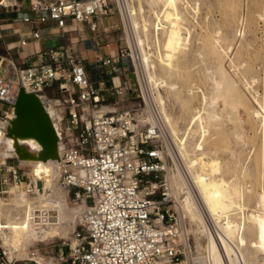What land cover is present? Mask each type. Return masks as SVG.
<instances>
[{
    "label": "built area",
    "instance_id": "2783aa9c",
    "mask_svg": "<svg viewBox=\"0 0 264 264\" xmlns=\"http://www.w3.org/2000/svg\"><path fill=\"white\" fill-rule=\"evenodd\" d=\"M113 13L110 0H32L31 12L22 20L55 21L62 30L70 20L91 23L95 30L93 18ZM66 34L58 33L62 37ZM42 38L41 33H32L33 40ZM26 44L23 41L21 46ZM94 45L99 47L100 43ZM36 56L40 62L28 67L0 56V129L5 133L3 122L16 118L21 88L43 94L56 86L67 96L68 134L61 133L62 153L55 173L63 188L71 191L76 201H85L86 206L77 217L75 242L69 246L68 258L60 249L59 259L65 264H184L190 253L186 236L190 223L168 179L165 152L160 144L153 145L154 139L161 140L159 125L144 118L147 109L134 102L104 114L92 112L84 122L86 109L94 111L103 90L94 84L83 59L76 57L67 69L63 66L68 58L65 48L49 49ZM94 58L96 80L110 68L115 104L129 100L134 92L132 84L125 78L116 81L129 58L126 47L119 48L116 58H105L98 51ZM134 135L137 140L132 145ZM43 191V181L19 160L0 161V197L5 202L15 197L33 200ZM34 213L42 214L45 226L59 224L55 210ZM36 219L41 220L38 216ZM35 258L31 253L29 260H8L0 249V264H39Z\"/></svg>",
    "mask_w": 264,
    "mask_h": 264
},
{
    "label": "bare ground",
    "instance_id": "6f19581e",
    "mask_svg": "<svg viewBox=\"0 0 264 264\" xmlns=\"http://www.w3.org/2000/svg\"><path fill=\"white\" fill-rule=\"evenodd\" d=\"M8 1L0 0V6ZM198 1L138 0L135 11L132 10L128 0H119V3L129 38L133 37L132 46L138 53L136 63L144 76L143 85L147 89L148 87L154 89L151 98L156 102V110L162 118V124L159 127L161 130L164 128L167 136L173 140L176 146L175 157L183 162V167L177 169L178 174L171 176L170 180L172 187L177 189L176 197L182 199L183 215L188 216L195 223L197 233L206 239L204 247L199 244L205 253V257L197 258L199 263L205 262L203 261L205 258L210 264H264V262L260 263L264 261V175L254 171L255 176L257 174L259 176L262 192L256 197L258 209L245 214L248 211L245 204L248 190L240 184L238 179L229 177L236 176V170H229L219 157V152L225 150L229 152V157L236 164L241 162L240 154L229 147L230 142L227 140L229 136H225V128L229 123L237 125L235 122L239 120L237 118L239 109L247 108L234 77L237 70L247 67L243 63H236V59L229 55L232 44L225 45V42H228L226 36L220 35L218 30L214 32L207 25L201 26L202 24L197 21ZM228 1L231 2L229 9L231 11L235 0ZM260 17L264 21V12ZM198 26L203 33L195 36L194 32ZM194 41L198 42L201 49L198 56L204 57L203 54L207 53L216 67L212 72H206L208 75L203 74L202 78L208 88H205L206 92L201 91L200 96L193 87L192 72L188 67L189 59L194 56ZM225 62L229 63V69ZM242 82L246 88L250 89L251 84L256 80L252 79L250 82L244 76ZM161 88L166 96L163 95ZM197 96L200 97L203 112L193 106V100ZM254 99L259 109L250 110L249 113L260 118L259 127L262 131L261 138L264 140V93L261 99L258 97ZM39 100L59 139L52 157L42 158L43 148L37 139L8 136L7 132L4 133L0 129V156L19 159L23 166L31 167L35 178L44 182L43 193L33 200L15 197L10 199V202H4L0 198V237L2 238L0 246L10 259L29 256L30 247L37 242L68 236L69 231L74 228L79 212L86 206L83 201L82 209L68 214L71 210L67 211L68 190L61 186L55 173V165L62 153L59 128L62 112L48 97L40 95ZM169 101L176 103L186 117L190 115L189 117L196 120V129L192 130V134L201 133L199 139L193 140V143L187 141L185 128L184 131L179 128L180 117L175 118L176 116L174 117V114H170L167 110L166 103ZM86 113H89V109H86ZM10 124L11 121H6L2 126L7 131ZM232 137L236 141L241 138V134L234 133ZM136 138L131 139L132 145L136 144ZM159 142L158 139H154L153 145L157 146ZM223 143L226 144L225 148ZM261 151H264V148ZM260 159L263 167L264 154ZM242 173L243 177L249 176L250 170L248 167L244 168ZM49 210H55L59 214L58 225L45 226L46 224L41 222L42 214L34 213ZM37 216L41 220H37ZM209 221L213 222L214 230L209 226ZM186 236L188 238V235ZM37 258H35L36 261ZM29 259H31L30 256ZM37 262L53 264L45 261Z\"/></svg>",
    "mask_w": 264,
    "mask_h": 264
},
{
    "label": "rangeland",
    "instance_id": "374dc122",
    "mask_svg": "<svg viewBox=\"0 0 264 264\" xmlns=\"http://www.w3.org/2000/svg\"><path fill=\"white\" fill-rule=\"evenodd\" d=\"M110 1H111V4L113 5L114 13L112 15L105 16V17L113 18L114 28H112V33H102V34L109 35L110 36L109 40L116 44L115 45L116 54L114 55L115 58L118 56L119 48L121 46L126 47L127 53L129 54V58L126 61V64L124 66L122 73L118 76L117 82L121 80L119 78H123V79L126 78L132 84L134 92L132 95H129L130 97L129 100L119 102V104H115L114 98H112L110 101L98 103L94 111H89L88 114L84 115L83 121L88 122V120L90 119V116L92 115V112H94V114L96 113L104 114L105 112H100L102 111L101 109L104 106L111 107L112 109L115 110L119 106H129L134 102V103L140 104L143 108L147 109L145 111L144 118L148 119L150 123L161 125L162 118L160 117V114L156 110V107H155L157 104L151 98V95L154 92V89H151V87H148L147 89V87L143 85L144 76L142 74V71L140 70V68L137 66V63H136L138 61V58H137L138 53L135 47L132 46L133 37L131 36V38H129V34L127 31V25L123 19V13H122L119 0H110ZM128 1L131 4L132 10L135 11L136 6L138 5V0L137 1L128 0ZM263 2L264 0H235L233 3V10L231 8V11H230L229 9L231 6V2L228 0H221V1L220 0H199L198 1L199 5H198L197 21L200 24H202L201 26L207 25L208 27L212 28L214 32L218 30L220 32V35L226 36L227 38L226 41H228L229 43L225 42V45L232 44L230 45L231 48L229 50V53H230L229 55L232 58H234V60L236 59L235 61L236 63H243L244 65H246L245 67H247V68H242V69L237 70L236 74L234 75L232 73V75H234L235 80L238 83L240 92L241 94H243L242 97L244 99V102L247 104L248 109L246 107H241L237 113V118L239 119L238 121L235 122V124L237 125L229 123L228 126L225 128L226 134H227V135L225 134V136H229L227 137L228 138L227 140H229L230 142L229 147L240 154L241 162H239V164L238 163L236 164V162L231 160V158L229 157L230 154L228 151L224 150L222 152H219V157L221 161L223 162V164L225 166L227 165L226 167L229 170L230 169H232V171L236 170L235 171L236 176H232L230 174L231 176L229 177H231V179H234V180L238 179L240 184H242L248 190L246 192V197H245V204L247 205L248 211H246L245 214H247V212L251 213L258 209L257 208L258 206L256 204V197L258 193L262 192V188L259 186L258 174H260L261 172L264 175V165L262 167V163L260 159L262 155L264 154V151H261L262 148H264V140L261 138L262 131H261V128L259 127L260 118L249 113L250 110L259 109L258 105L254 102L255 101L254 98L258 97L259 99H261L264 93V21L260 17L261 13L264 12ZM14 3L15 1L9 0V2H7L5 5L0 6V16L3 15L6 10H10ZM231 13L232 14L234 13L233 17ZM194 33H195L194 35L196 36L197 34L203 33V30L201 29L200 26H198ZM193 45H194L193 47L194 56H192L189 59L188 67L192 72L191 82L193 84V87H195V91L200 96L201 91L205 90L204 92H206V89L208 88L206 87L207 84L204 78H202L204 76L203 74L208 75L206 74V72L207 73L212 72V70H215L216 67L213 64L214 63L213 60L208 56L207 53L203 54L204 57L198 56L201 50L198 42L194 41ZM0 56L7 57L14 61L16 59L15 54H13L12 52L11 54H8V51L6 50L5 42L2 38H0ZM225 65L227 69H229V63L225 62ZM244 76L250 82L252 79L256 80L255 83L251 84L250 89L246 88L242 82ZM161 91L163 92V95L166 96L162 88H161ZM43 94L46 95L49 99L55 101L56 105L58 106V109L60 108L62 112V119H61L62 121L60 122V126H59L60 131H61L60 133L63 132V135L68 134V132L66 131V128L68 127L67 110L64 105V102L67 96L61 93L58 87L56 86L46 89ZM199 96H197L196 99L193 100V106L195 109L197 108L201 110V112H203L202 110L203 105L201 104ZM166 104H167V110L170 114L172 115L174 114V117L176 116L175 118L177 119L180 117V120L178 119L179 128L182 131H184V128H185L186 130L185 137L187 138V141L190 143H193L195 140L199 139V136L201 135V133L192 134V130L196 129V125H197L196 120L189 117L190 115H187L186 117V115L182 113L180 107L176 103L174 104L173 101H169ZM222 107L223 105L221 103V108ZM246 109L248 110V112L246 111ZM233 128H234V131H233ZM234 133L241 134V138L239 140H236L237 142L234 141L235 139L234 137H232ZM136 136L137 135H134L133 137L136 138ZM61 138H62V135H61ZM165 138L167 141L165 140ZM159 144L162 146L165 152V159H166V162L169 168L168 179L171 183L170 177L173 176L174 174L175 175L178 174V170L183 167V162L179 160L177 157H175L174 151H176V146L173 144V140L169 136H167L166 130H164V128L162 130L161 140ZM223 147L224 148L226 147L225 143H223ZM6 159H16V158L4 157L2 155L0 156V161H6ZM232 164H235L237 167H234L235 165H232ZM27 167L30 169V172L32 173L31 167L30 166H27ZM247 167L250 170V175H249L250 177L246 176V177H249L248 179L242 176L243 175L242 172L244 168H247ZM237 170L240 171L241 174ZM254 171L255 172L258 171L257 172L258 174L256 175L257 178H255L256 176H255ZM240 179L242 182L240 181ZM255 181L258 184H254L256 183ZM173 188L175 189L174 186ZM176 190L177 189H175V191ZM0 198L3 200L2 197ZM176 198L179 200H182L180 199V197H176ZM3 201L5 202V200ZM8 202H10V200ZM67 202L69 205V208L67 211L71 209L68 214H71L72 211L80 210V208L82 209L83 207V201L82 200L76 201L71 191L67 192ZM185 219L187 220V222L190 223V225H187V231H186L188 232L187 235H188V240H189V245H190V253L188 254L187 260L184 261V264H204V263L210 264V262L205 258H203V261L205 262L199 263L198 259L201 258V256L205 257V253L203 252L204 250L199 247V244L202 247H204L206 245L205 244L206 239L204 236L197 233V226L195 225L194 222L190 220L188 216H186ZM77 222H78V219H76L74 228L69 231L68 236L55 237L45 242H37L33 246L30 247L28 251V255L31 257V253H35L36 257H39L37 258V261H40V262L45 261L47 263L52 262L53 264H65L59 259V254H60L59 250L63 249L65 259H67L69 256V246L74 244L75 242L73 238V230L77 228ZM209 222H212V221H209ZM209 222L208 224L210 226ZM211 229L214 230L213 228ZM1 240L2 238L0 237V242ZM0 248L2 249L1 246ZM1 251L6 254V257L8 260H13L16 258V260L20 262L22 260L29 259V256L22 257V258L13 257L10 259L4 249H2ZM262 262L264 261H260V263ZM22 264H24V262H22Z\"/></svg>",
    "mask_w": 264,
    "mask_h": 264
},
{
    "label": "crops",
    "instance_id": "0c3cea01",
    "mask_svg": "<svg viewBox=\"0 0 264 264\" xmlns=\"http://www.w3.org/2000/svg\"><path fill=\"white\" fill-rule=\"evenodd\" d=\"M13 1H15V3L12 8L10 10H6L5 13L0 16V38L4 40L8 54H11V52L15 54V61L20 67H28L39 63L40 59L36 55L44 51L49 49L59 50L65 48L68 50V58L63 66L70 69L76 57L82 58L94 84L103 90L100 94L101 96L96 99V107L98 103L102 102V99L104 101H110L114 98L111 91L112 82L109 76L110 68L104 69L100 80L95 79V72L93 70L96 51H98L100 55L105 58H115L116 44L109 40V35L102 34L112 33V28H114V21L112 17L99 16L93 18L92 22L96 23L95 30H92L91 23L75 24L70 20L67 21V26L62 30L57 26L55 21H48L46 23H40L37 21L27 23L23 21V15L31 12L32 0ZM48 1L54 2L56 0ZM34 32L41 33L43 38L33 40L32 33ZM58 33L67 34L66 37H62L58 35ZM23 41L27 42L24 47L21 46ZM95 42H99L100 46L96 47L94 45ZM32 54L33 56H30ZM5 58L7 60L9 59L7 57ZM119 79H121L119 81H122V78ZM44 96L47 98L46 95ZM51 101L56 103L53 100ZM101 110H105V113H108L114 109L104 106Z\"/></svg>",
    "mask_w": 264,
    "mask_h": 264
},
{
    "label": "water",
    "instance_id": "95a60500",
    "mask_svg": "<svg viewBox=\"0 0 264 264\" xmlns=\"http://www.w3.org/2000/svg\"><path fill=\"white\" fill-rule=\"evenodd\" d=\"M40 95L20 89L15 105L16 118L11 121L6 132L8 136L37 139L43 148L42 158L47 159L53 156L59 139L39 100Z\"/></svg>",
    "mask_w": 264,
    "mask_h": 264
}]
</instances>
